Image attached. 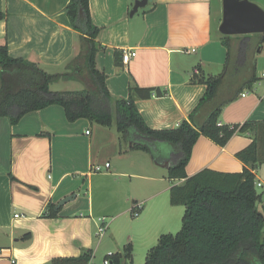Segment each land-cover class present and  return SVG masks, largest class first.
<instances>
[{"label":"crops","instance_id":"1","mask_svg":"<svg viewBox=\"0 0 264 264\" xmlns=\"http://www.w3.org/2000/svg\"><path fill=\"white\" fill-rule=\"evenodd\" d=\"M135 1L89 0L91 21L99 29L95 65L106 76V87L114 99H126L131 86L159 89L161 96L137 100L136 108L150 129H174L187 120L206 90L195 77L218 76L221 72L213 75V69L225 65L223 36L214 33L213 0H151L133 13ZM68 2L0 0V46L7 47L10 57L34 63L49 75L69 73L73 66L68 64L79 55L81 37L63 12ZM254 3L264 11V0ZM263 47L264 42L255 53H261ZM131 50L136 55L124 64L122 55ZM253 63L256 65L254 56ZM58 69L64 72H54ZM263 72L264 68L256 70V82L241 92L236 91L235 84L221 86L202 115L217 103L232 99L221 109L220 125L264 123ZM76 81L88 86L86 78ZM244 81L241 79L238 86ZM251 142L248 133H236L224 147L199 137L185 172L187 176L203 169L240 173L245 166L235 154ZM261 145L260 159L264 155ZM129 147L113 126L104 128L87 120L69 123L59 106L27 114L16 125L0 118V264H50L55 258H76L85 252L92 260L102 241L96 236L88 202L82 206L87 214L67 208V204L55 219L43 218L42 214L49 202L58 204L71 195L76 201L77 182L99 171V151L104 149L109 148V156L135 171L127 174L116 168L108 172L111 176L145 180L144 173L153 170L149 163L167 170L164 164L171 152L169 146L159 145L161 153L156 159L143 151H129ZM136 152L150 159L134 156ZM252 174L255 189L264 188V163L257 164ZM70 175L80 179H69ZM169 182L168 193L171 186L182 181ZM259 195L257 207L264 214V193ZM138 203L142 204L140 210L145 209L142 220L147 219L149 234L162 235L161 229L167 230L174 212L165 208L162 212L154 209L151 214L145 202L132 199V206ZM26 233L31 234L29 241L22 239ZM108 237L115 244L113 231Z\"/></svg>","mask_w":264,"mask_h":264},{"label":"trees","instance_id":"2","mask_svg":"<svg viewBox=\"0 0 264 264\" xmlns=\"http://www.w3.org/2000/svg\"><path fill=\"white\" fill-rule=\"evenodd\" d=\"M63 12L81 37L79 55L68 64L73 66L72 75H49L34 63L10 57L7 47L0 46V118H8L11 125H16L27 114L59 106L69 123L87 120L104 128L113 126L130 144L129 151H143L156 159L161 153L159 145L170 147L167 178L182 182L170 187L168 200L170 206L184 208L181 228L175 235H160L144 264H264V214L257 207L260 195L252 174L257 164L264 163V155L260 159L258 154L261 143L264 145V123L219 125L221 109L232 99L217 103L202 115L205 107L215 101L221 86L235 84L236 91L241 92L256 82L253 56L263 44L264 34L223 36L221 43L227 51L223 72L218 76L195 77V82L206 90L187 120L174 129L152 130L135 103L153 95L161 96V91L131 86L126 99H114L106 87V76L95 65L99 29L91 21L89 0H69ZM69 77L79 81L86 78L88 86L78 92L50 90L52 83ZM241 79L245 81L238 86ZM236 133L252 136V142L235 154L245 166L242 172L203 169L187 176L185 168L199 137L224 147ZM56 207L49 202L42 217L57 218L62 207ZM22 239L29 241L31 234L26 233ZM105 260L109 264H132L130 246L122 254H111ZM90 261L91 254L85 252L76 258H55L50 264Z\"/></svg>","mask_w":264,"mask_h":264},{"label":"rangeland","instance_id":"3","mask_svg":"<svg viewBox=\"0 0 264 264\" xmlns=\"http://www.w3.org/2000/svg\"><path fill=\"white\" fill-rule=\"evenodd\" d=\"M212 12L215 24L220 25L221 0H213ZM216 25L214 27V33L217 32L218 34L219 26ZM254 60L256 62L255 67L257 71L264 68V47L261 53L254 54ZM222 71V68L216 67L213 69L212 74L218 75L220 72L222 73ZM54 72L62 73L64 70L58 69ZM70 73L72 75V69H70L69 75ZM84 89L85 87L82 86V83L76 81L75 78L72 77L50 85V90L61 93L78 92ZM110 154L111 150L109 148L99 151V171H92L90 177L83 176L80 177V179L78 176H69V179H80V181L77 182L75 186V194L78 196L76 201L67 203L66 207L87 214V211L84 210L82 206L88 202L92 210L91 216L94 218L96 224L99 218L103 217L106 219L108 229L105 231L103 237L100 238L102 245L97 255L92 258V264H103V259H105L103 257H106L108 254H122L126 246H130L132 264H144L148 251L156 246L158 236H151L148 231L149 229L145 226L147 219L142 220L145 209L139 211L138 218L133 217L131 212L132 199H136L138 202H145L148 210H151V214L154 213V209H157L158 212H162L165 208L174 212V214L169 217L167 230L161 229L160 234L175 235L179 232L184 208H171L169 205L168 187L170 182L167 178V170L165 168H155L149 163V167L153 170L144 173V176L147 178L145 180L130 179L123 176H111L108 172L116 168L120 169L121 173L127 174H130V172L134 173L135 171L129 170L125 163L120 162L117 158L109 156ZM133 155H140L145 157V159H150L149 156L143 152H136ZM105 162H107L109 166L111 165V169L106 170L104 168ZM256 191L258 194L264 193V188H256ZM155 194L158 196L156 198H151ZM138 204L140 205V203ZM109 231H113L114 233L115 244L108 237Z\"/></svg>","mask_w":264,"mask_h":264},{"label":"water","instance_id":"4","mask_svg":"<svg viewBox=\"0 0 264 264\" xmlns=\"http://www.w3.org/2000/svg\"><path fill=\"white\" fill-rule=\"evenodd\" d=\"M148 1L136 0L133 13L143 8ZM218 31L222 36H249L264 34V11L249 0H221V23ZM165 162L164 167H168ZM75 195L68 196L59 201L56 208L74 200Z\"/></svg>","mask_w":264,"mask_h":264},{"label":"built area","instance_id":"5","mask_svg":"<svg viewBox=\"0 0 264 264\" xmlns=\"http://www.w3.org/2000/svg\"><path fill=\"white\" fill-rule=\"evenodd\" d=\"M135 55H136L135 51L133 50L127 51L126 53L122 55V62L124 64H127L129 59L135 57ZM261 78L264 79V72L261 73ZM242 97H244L243 94H242ZM104 167L108 168L109 167L108 163H105ZM257 186L259 187L260 184H257ZM140 209H141V205L139 204H134L132 206L131 212H132L133 217H138ZM15 217H18V215H15ZM97 222L98 223L96 224V236L101 238L104 235L105 231L108 229V224L106 222V219L103 217L99 218ZM110 255L111 254H108L107 256H110ZM103 264H109V261L104 259Z\"/></svg>","mask_w":264,"mask_h":264}]
</instances>
